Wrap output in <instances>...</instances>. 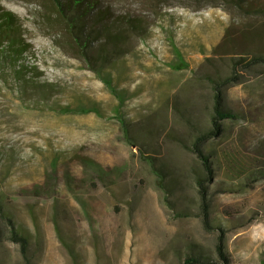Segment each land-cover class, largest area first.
<instances>
[{"label":"rangeland","instance_id":"obj_1","mask_svg":"<svg viewBox=\"0 0 264 264\" xmlns=\"http://www.w3.org/2000/svg\"><path fill=\"white\" fill-rule=\"evenodd\" d=\"M87 1L88 27H102L100 12L106 23L123 21L120 50L108 48L101 67L122 103L71 50L52 1L0 0L24 24V64L41 71L39 90L19 92L10 68L0 80V208L29 238L24 256L0 214V264H183L187 255L220 264L219 228L230 264H264V66L222 88L235 118L203 145L214 169L212 232L192 152L211 129L215 82L231 79L239 57L264 55V0L241 9L221 0ZM175 51L188 69H173Z\"/></svg>","mask_w":264,"mask_h":264},{"label":"trees","instance_id":"obj_2","mask_svg":"<svg viewBox=\"0 0 264 264\" xmlns=\"http://www.w3.org/2000/svg\"><path fill=\"white\" fill-rule=\"evenodd\" d=\"M54 5L53 12L61 20L62 24L66 27L71 37V50L77 57L82 59L88 64V67L97 73L98 78L115 92L118 100L122 103L124 100L123 94H120L114 89L111 78L108 74L102 71V66L108 57V48H112L115 54L120 50L119 42L122 38L120 27L123 25V21L106 23L105 13H98L96 16V23L98 25H106L101 28H96L91 25L88 27L86 24V18L90 15V9L92 4L87 0H50ZM220 1V0H214ZM227 2L236 7L244 8V5L249 3L247 0H221ZM105 22V23H104ZM58 24V23H57ZM129 26L131 28L140 27V21H130ZM118 25V27L116 26ZM24 24L21 18L14 12L6 9L0 3V80L5 82L3 73L10 68V76L14 78V81L18 84L19 92H26V88H38L40 85L37 83L40 78L41 71L37 66H27L24 64L25 57L31 50L30 44L24 38ZM90 28V30H88ZM123 32V31H122ZM102 40V44L95 51L93 45L95 42ZM177 57V64L173 65V69L176 71H183L188 69L189 65L184 62L183 56L180 52L175 51ZM103 63V64H102ZM255 66H264V55H256L253 57H239L232 63V75L231 79L224 82H215L213 85V114L211 117V129L205 133H201L197 136L192 144V152L196 155L201 162L205 177L197 180L200 196V214L203 221V226L208 232L214 230L210 223L209 215V201H208V186L207 184L212 181L214 169L210 157L204 153L203 145L212 137H218L222 133V122L226 119H234L233 112L224 108V96L222 88L227 85L230 80L237 81L236 75L242 69H251ZM37 84V85H36ZM42 88H44L42 86ZM117 111L120 108L116 109ZM79 111H83L80 109ZM90 111V110H85ZM94 111V109L92 110ZM91 111V112H92ZM127 140L133 143L127 137ZM0 214L3 217L7 216L0 208ZM10 218V217H9ZM8 219V218H7ZM11 228L10 235L11 240L14 243L20 245V248L26 256L29 247V238L22 234L20 230L16 229L10 219H8ZM221 235L218 237L215 250L217 259L220 264H230V258L224 248V231L219 228ZM27 259L28 258L25 257ZM183 264H218L217 261L209 257H202L201 255H187Z\"/></svg>","mask_w":264,"mask_h":264}]
</instances>
